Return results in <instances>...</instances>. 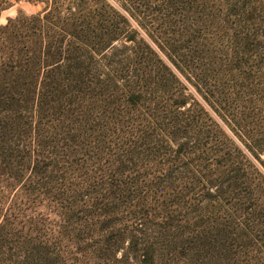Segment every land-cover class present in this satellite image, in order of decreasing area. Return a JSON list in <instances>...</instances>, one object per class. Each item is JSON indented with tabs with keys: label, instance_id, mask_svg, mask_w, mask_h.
<instances>
[{
	"label": "rangeland",
	"instance_id": "obj_1",
	"mask_svg": "<svg viewBox=\"0 0 264 264\" xmlns=\"http://www.w3.org/2000/svg\"><path fill=\"white\" fill-rule=\"evenodd\" d=\"M241 1L80 0L84 38L74 0H0V54L60 52L30 99L0 88V264H264V11Z\"/></svg>",
	"mask_w": 264,
	"mask_h": 264
},
{
	"label": "trees",
	"instance_id": "obj_2",
	"mask_svg": "<svg viewBox=\"0 0 264 264\" xmlns=\"http://www.w3.org/2000/svg\"><path fill=\"white\" fill-rule=\"evenodd\" d=\"M76 2L77 4L67 5L66 9H73V11L69 12L68 17L60 24L69 32H74V30L76 31V29L79 28L84 31L82 37H92L93 32L90 28L93 24L90 21H86V19L81 21L77 20V17L81 16L86 8L80 3V0H74V3ZM263 3L264 0H242L241 6L245 9V12L249 11L251 14H255L256 12L262 13L264 11ZM48 14L49 13L44 14L41 19L44 20L45 23ZM30 18L33 21H38L39 15ZM43 31L45 33L47 31L45 24L43 26ZM59 53V51L49 53V48L40 44L38 40L34 43L31 54L22 53L15 48L11 49L9 52H2L0 54V88L4 87L3 89L12 91V93H7L5 96L8 97V101L15 103L14 100L16 97L30 99L38 86H42L43 88L45 84L39 82L40 77H38L37 74H33L32 68H34L35 65L37 68L38 66L49 67L59 63ZM127 246L128 249L134 252V248L137 244L131 238L128 240Z\"/></svg>",
	"mask_w": 264,
	"mask_h": 264
}]
</instances>
